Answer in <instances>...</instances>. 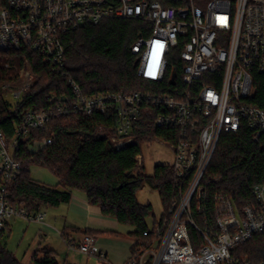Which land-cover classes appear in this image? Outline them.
Here are the masks:
<instances>
[{
    "label": "built area",
    "instance_id": "built-area-1",
    "mask_svg": "<svg viewBox=\"0 0 264 264\" xmlns=\"http://www.w3.org/2000/svg\"><path fill=\"white\" fill-rule=\"evenodd\" d=\"M166 6L157 0H0V49L27 47L43 62L61 69L64 33L105 20L135 19L146 24L132 46L137 74L163 82L168 74L173 93L112 92L83 95L72 82L76 100L52 97L48 110L25 112L7 141L0 130V231L16 218L46 223L44 210L30 213L9 202L8 186L22 166L16 158L20 141L31 131L45 130L54 116L71 111L86 116L117 114L116 149L133 140L135 122L144 107L154 110V127L171 130L176 196L169 210L135 241L125 264H264L238 254V248L256 236L264 237V183L252 188L253 202L236 207L225 191H210L219 178L207 170L223 134L238 135L247 128L255 142L264 140V109L259 100L264 77V0H175ZM179 67L180 87L176 88ZM20 84L9 90L18 104L34 85L26 61ZM175 83L172 84V81ZM103 128L97 127V134ZM50 141L28 144L36 153ZM139 165L142 157L137 158ZM211 204V208L207 207ZM212 211V212H211ZM71 250L97 256V236L85 235ZM104 261V255H98Z\"/></svg>",
    "mask_w": 264,
    "mask_h": 264
},
{
    "label": "trees",
    "instance_id": "trees-1",
    "mask_svg": "<svg viewBox=\"0 0 264 264\" xmlns=\"http://www.w3.org/2000/svg\"><path fill=\"white\" fill-rule=\"evenodd\" d=\"M157 1L166 6L176 5L175 0ZM145 28L146 24L135 19H115L98 25L86 24L64 33L61 40L65 55L61 69L44 63L38 53L27 47L0 49V130L6 140L14 138L16 126L25 112L48 110L53 106L52 97L58 102L63 98L74 102L72 82L83 95L173 93L175 87L169 81L170 74L163 82L148 81L137 74L138 59L131 50ZM26 61L34 74V85L14 105L7 100L9 90L3 86L20 84L19 71ZM172 74L177 78L176 88L180 87L179 67ZM260 78L263 87L255 105L264 109V77ZM155 113L149 107L142 109L134 124L132 142L120 149L111 142L117 135L116 111L91 116L71 111L54 116L45 130L31 131L20 141L16 158L22 169L8 186L9 202L34 213L68 204L72 192L79 191L91 205L99 207L103 215L115 218L121 226L133 228L128 237L136 242L149 240L144 234L149 230L146 219L153 207L139 203L137 192L144 184L158 191L164 212L169 210L176 196L172 165H156L153 174L148 175L143 161L139 165L137 160L142 155L144 142L153 137L166 142L172 139L171 130L154 127ZM98 126L103 128L101 135L97 134ZM42 140L50 143L36 153L29 152L28 144ZM33 166L48 169L57 177L58 184L51 187L33 180L30 172ZM207 175L220 180L210 191H225L237 208L252 203L253 186L264 183V140L255 142L246 127L238 135L223 134ZM207 207L212 206L209 203ZM69 231L68 228L63 230V239L68 238ZM9 233V225L0 231V264H21L3 243ZM82 235L97 236L98 233L86 230ZM238 250V254L250 260H264V237L256 236ZM31 264L60 263L53 250L39 247L31 257Z\"/></svg>",
    "mask_w": 264,
    "mask_h": 264
},
{
    "label": "rangeland",
    "instance_id": "rangeland-1",
    "mask_svg": "<svg viewBox=\"0 0 264 264\" xmlns=\"http://www.w3.org/2000/svg\"><path fill=\"white\" fill-rule=\"evenodd\" d=\"M7 100L11 103L13 100L7 94ZM142 161L145 166L146 173L152 175L156 165H171L174 159L173 150L167 144H163L161 140L156 137L144 142L141 146ZM31 177L36 182H40L46 186L54 187L58 184V179L48 169L33 166L30 169ZM137 201L141 204H151L153 207L152 214L147 217L146 223L149 228L153 227L154 223L159 221L164 213L162 200L158 191L144 184L137 192ZM47 214L46 222L55 226L54 218L55 209L44 208ZM15 220V221H14ZM12 222L11 233L9 237L3 240L7 250L11 252L21 264H31V257L39 246H46L47 244L59 254V261L62 263L68 259L69 262L75 264H106L105 261L100 260L95 256H86L75 250H69V247L63 242L60 236H45L43 226L35 222H27L23 219L16 218ZM127 228H131L125 226ZM108 264V263H107Z\"/></svg>",
    "mask_w": 264,
    "mask_h": 264
},
{
    "label": "crops",
    "instance_id": "crops-1",
    "mask_svg": "<svg viewBox=\"0 0 264 264\" xmlns=\"http://www.w3.org/2000/svg\"><path fill=\"white\" fill-rule=\"evenodd\" d=\"M52 209H55L56 214L51 215V218H54L57 225L52 226L47 222L41 224L45 236L58 235L66 244L62 238V232L68 228L70 231L67 239L77 244L83 237L82 233L86 230H91L98 233L96 244L97 256L95 257L99 258L98 255H104L106 264H125L131 257L135 240L128 237L127 234L132 232L133 228L121 226L115 218L103 215L101 209L91 205L82 192L73 191L71 201L68 204ZM12 222L9 223L10 233ZM107 232L118 234L111 235ZM39 247H47L53 250L57 254L60 264H75L74 262H69L68 259L61 263L59 261V254L49 244L46 246L40 245ZM69 250L71 249L69 248Z\"/></svg>",
    "mask_w": 264,
    "mask_h": 264
},
{
    "label": "water",
    "instance_id": "water-1",
    "mask_svg": "<svg viewBox=\"0 0 264 264\" xmlns=\"http://www.w3.org/2000/svg\"><path fill=\"white\" fill-rule=\"evenodd\" d=\"M174 83H175V80L172 81V84H174Z\"/></svg>",
    "mask_w": 264,
    "mask_h": 264
}]
</instances>
